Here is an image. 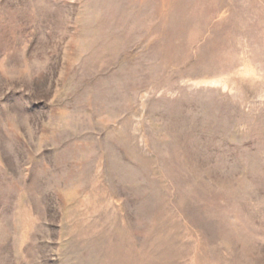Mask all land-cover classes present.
Segmentation results:
<instances>
[{
	"label": "rangeland",
	"instance_id": "1",
	"mask_svg": "<svg viewBox=\"0 0 264 264\" xmlns=\"http://www.w3.org/2000/svg\"><path fill=\"white\" fill-rule=\"evenodd\" d=\"M0 264H264V0H0Z\"/></svg>",
	"mask_w": 264,
	"mask_h": 264
}]
</instances>
